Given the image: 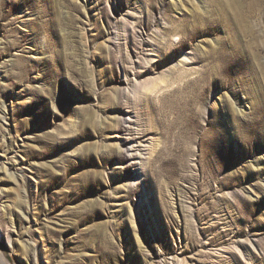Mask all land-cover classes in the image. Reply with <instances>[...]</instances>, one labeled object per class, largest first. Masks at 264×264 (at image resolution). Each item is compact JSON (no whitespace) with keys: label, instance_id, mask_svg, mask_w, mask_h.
I'll list each match as a JSON object with an SVG mask.
<instances>
[{"label":"rangeland","instance_id":"obj_1","mask_svg":"<svg viewBox=\"0 0 264 264\" xmlns=\"http://www.w3.org/2000/svg\"><path fill=\"white\" fill-rule=\"evenodd\" d=\"M0 256L264 264V0H0Z\"/></svg>","mask_w":264,"mask_h":264},{"label":"bare ground","instance_id":"obj_2","mask_svg":"<svg viewBox=\"0 0 264 264\" xmlns=\"http://www.w3.org/2000/svg\"><path fill=\"white\" fill-rule=\"evenodd\" d=\"M2 255V254H1ZM1 257V256H0ZM3 260V259H2ZM6 261V260H5ZM1 264H5L3 261H1ZM7 264V263H6Z\"/></svg>","mask_w":264,"mask_h":264}]
</instances>
